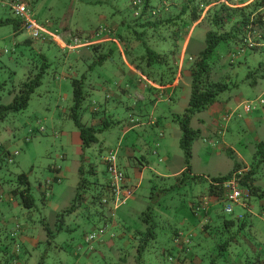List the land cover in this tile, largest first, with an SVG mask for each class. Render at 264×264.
<instances>
[{
  "label": "rangeland",
  "instance_id": "obj_1",
  "mask_svg": "<svg viewBox=\"0 0 264 264\" xmlns=\"http://www.w3.org/2000/svg\"><path fill=\"white\" fill-rule=\"evenodd\" d=\"M10 1L12 0H0V21L17 20L15 13L8 6ZM28 1L32 7V17L38 24L46 25L48 22L49 25L60 29L61 39L83 40L101 25H107V28H113L114 33L117 29H127L129 51L123 53V57L117 49L103 66L96 64L93 67L97 60L86 58V61L74 51L83 47L81 45L68 49V54L60 50H66V47L57 39L54 43L60 49L48 46L42 48V53L49 63L42 85L31 96L26 110L10 113L0 122V264H38L41 259H44V264H75L79 258L81 264H137L135 257H138V248L134 247L140 244V240L135 243L131 236L135 230L141 229V214L152 206L155 211L153 218H156L157 223V237L148 244L140 264H171L169 257L178 253L172 241L174 230L185 231V224H198L193 237L198 241H205L201 234L202 227L207 224L204 219L206 213L194 215L191 209V205L198 203L201 197L210 202V216L218 215L222 219L236 221L239 216L245 215L249 224H255L249 234L251 238L253 236L256 241L264 242V211L261 210L259 201L252 202L249 209L234 205V213L226 214V203L207 194L209 179L229 174L236 161L247 166L253 163L256 145L264 140V107L255 103L253 112L247 114L242 106L237 108L236 101L240 104L260 97L264 93V78L260 79L256 86L242 81L248 74V68L243 64L240 69L237 68L240 79L232 80L235 85L238 84L237 87L224 93L219 101L228 103L233 116L229 120H219L216 123L209 117L208 112L193 118L192 127L201 129V136L195 142L193 176L201 175L205 180L195 181L191 177L163 180L157 175L165 172V168H168L170 173H175V170L185 165L180 147L182 132L176 117L181 116L188 107L191 77L182 79L176 91L170 89L163 94L159 90H148L146 102L143 103L144 114L154 116L153 123L148 127L139 126V129L126 139L123 135V125L129 115L126 109L133 103L121 91L126 89V84L129 85L131 81L125 60L135 68L140 67L150 82L159 84L161 80L168 82L177 78L179 61L175 54L170 53V50L174 49L172 36L164 40L161 34L150 31L144 35L142 44L137 39V33L143 32L135 23L133 0ZM253 1L249 0L246 4L235 7L245 6ZM216 5L218 3L206 7L203 18L210 8ZM122 23H125V26ZM199 23L200 21L193 25L185 42L180 44L179 56L184 54L183 67L186 68L190 64L189 56L195 60L205 47V35L210 29V24L206 20L198 25ZM163 34L167 32L163 31ZM29 39L33 40L28 31L15 33L12 24L0 25L1 105L10 104L21 84L31 75H36L42 65L43 59L38 50L25 45ZM40 44L41 41L36 42L34 46ZM224 46L219 49L225 51ZM148 48L160 50L159 52L166 55L165 60L154 62L148 56ZM90 67L92 70L88 72L84 85L86 99L82 113L87 116L83 122L90 118L91 109L99 107L102 110L108 105V119L111 117L120 123L100 133L97 143L82 149L80 154L77 145L71 142L78 133L73 120L69 118V111L74 104L72 79H81L82 74L90 70ZM218 74L214 76L215 79L223 74L220 65ZM107 82L111 93H114L110 95L109 102L106 101L107 95L102 91L92 89L96 83L103 86V83ZM13 89L17 91L11 94L10 90ZM131 89L133 91L134 87ZM167 94H172V99L165 102ZM158 99L163 102L154 108L153 103ZM157 120L159 125L155 123ZM162 132L164 136L159 138ZM133 143H137L139 153L136 154L135 160L129 161L121 157V154L125 147H131ZM110 150L117 151L122 167L123 163L126 164L124 159L139 170L143 169L139 162L146 160L149 166L144 165L147 166L143 171L145 180L135 191L134 200L111 216L107 211L104 212L108 217L106 220L101 216L103 211L100 205L92 202V196L98 192L92 186L97 180L102 184L106 182L103 158ZM228 150L234 152L236 161L231 159ZM164 157H167V161H164ZM89 162L95 165V175L90 172ZM79 163L84 167V178L90 184L85 190L82 204L68 215L64 212L73 205L81 179L78 172ZM129 173L132 175L133 171ZM21 174L28 176L31 194L35 198L33 209H26L21 204L17 192L24 189L18 180ZM256 182L264 188V176ZM45 226L55 230L52 238H48ZM105 227L107 234L115 235L119 243L117 248L121 251L102 250L99 241L93 244L95 250H90L85 242L86 237L96 233V229ZM60 228L61 230H58ZM37 242L39 243L35 246ZM203 246L206 259H209L215 242H203ZM260 252L264 255V245L261 246ZM120 257L123 260L127 258V261L123 262Z\"/></svg>",
  "mask_w": 264,
  "mask_h": 264
},
{
  "label": "trees",
  "instance_id": "obj_2",
  "mask_svg": "<svg viewBox=\"0 0 264 264\" xmlns=\"http://www.w3.org/2000/svg\"><path fill=\"white\" fill-rule=\"evenodd\" d=\"M27 1L22 0L33 13L30 2ZM135 1L137 0H133L132 2L133 14L136 18L135 23L143 32L137 33V39L144 44V35H147L150 31L161 34L164 40L172 36L174 49L170 50V53L175 54V58L181 51L180 44L185 42L193 25L201 21L198 24L200 25L204 20L210 24V29L205 35L204 49L201 50L195 60L189 56V71L191 77L190 99L185 112L181 116L176 117V121L180 124L182 132L180 147L185 158V169L182 174L176 178L179 179L182 177L184 179H189V177H191V179L195 181H201V179L205 180L202 176H193L192 161L194 143L200 138L201 133L200 130L192 127V120L196 115L209 111L212 106L220 101L224 93L237 87L238 84L235 85L232 80L237 81L240 79L239 70H237V68L239 67L240 69L243 64L247 66L248 74L242 81L256 86L260 79L264 78V0H254L252 3L241 7L235 6L246 4L249 0H140V3L134 5ZM216 3H218V5L210 8L207 15L203 18L206 7ZM11 11L13 10L11 9ZM7 24L13 25L15 33L23 30V22L18 17L17 20L7 19L5 21H0V25ZM122 25L125 26V23H122ZM52 26L53 25H48V28L52 31L59 32L58 28ZM163 31L167 32V34H163ZM126 33L127 29L124 31L117 29L114 33L111 26L107 28V25H101L99 29L90 33L86 39L82 40L84 45L87 43L90 45L80 47L78 48L79 50L76 49L74 51L82 56L83 59L91 58L92 61L97 60L94 62L93 67H95L96 64H100V66L104 65L106 61L110 59L111 54L117 51L118 47L114 42H111L112 44H106L102 42V40L106 38L117 40V42L122 45L125 53L129 51ZM253 40L255 42H253ZM39 41H41L42 44L34 46V44ZM67 41L72 43V39H67ZM25 45L32 47L31 49H37L43 62L36 75H31L27 81L21 84L10 104H0V122L4 121L10 113H19L26 110L29 106L31 96L42 85L43 77L49 69L48 59L45 54L42 53V48L48 46L60 49V47L53 43L47 36L38 40L29 39L25 42ZM103 45L111 47L110 49L106 48L104 50L102 47ZM222 45H225V51L219 49ZM60 50L64 54L69 53L68 49ZM159 51L160 50L157 51L148 48V56H150L154 62L165 60L166 55ZM219 65L220 71L223 74L215 79L214 76L218 74ZM91 68L92 67L82 74L81 79H72L74 104L69 111V118L73 120L79 132L83 149L90 148L93 144H96L98 141L97 136L100 133H103L118 123L111 119V117H109L110 120L108 117H103L99 126H93L87 122H83L84 114L82 113V108L83 102L86 99L84 85L88 72L92 70ZM173 81L165 82L161 80L159 83L167 85L172 84ZM95 87L96 84L92 86V89ZM16 91V89H13L10 90V93L12 94ZM98 108L99 107H94L91 109V119H94L95 116H103L106 113L104 109L101 110L99 108V110H101L99 111ZM133 119L132 116L129 117V121ZM228 153L231 159L236 161L234 152L228 150ZM117 156L119 159L118 153ZM90 172L93 174L92 168ZM84 173V167L81 166L79 169L81 179L77 187V194L73 201V205L64 212L65 214L69 215L75 212L84 201L85 190L90 184L84 178ZM105 174L107 175L106 181H108L107 167L105 169ZM263 176L264 140L256 145L253 163L250 166L236 161L233 170L229 174L209 179L210 187L207 194L210 197H218L223 200L226 195L225 185L232 180H236L237 184L242 189L249 192V198L244 200L245 205L242 208L249 209L252 202L259 201L262 208L261 210L264 211V188L260 187L256 182ZM18 180L20 186L22 185L24 187L23 190L17 191L22 206L26 209H33L35 207V198L31 194L28 176L26 174H21ZM107 186L108 182L102 184L99 180L92 186L98 191L96 195L92 196V202L100 205L102 211L106 208V205L102 203V197L108 193ZM192 206H194V204H192ZM192 206L191 209L194 215H198L200 212L206 213L204 219H206L207 224L202 227L203 232L201 234L204 236L202 238H205V241L202 239L198 241L196 239L193 240V238H188L187 242H185V239L181 242L180 247L182 250L180 254H182L184 264H206V262H209V264H264V255L260 252L264 242L256 241L253 236L251 238L249 234L252 233L251 230L255 224H249L245 215L239 216L236 221L227 220L225 218L222 219L218 215H216L217 217L215 216V218L212 214L211 216L208 215L206 210H196ZM122 207L123 206H121V208ZM153 208V206L149 207L146 212L141 214L140 220L147 228L144 232L138 230L137 235L134 236L135 239H133L135 243L140 240V244L134 247L138 248V257H135L137 264H140L143 254L146 252V249H148V244L157 237V223L155 222L156 218L154 217L155 220L153 218L155 214ZM101 216L106 220L108 219L105 213L103 215L101 214ZM209 221L212 222L209 223ZM194 225L195 227L198 226V224ZM105 226L108 227L107 222H105ZM102 229L104 228L96 229L95 232L99 234V231ZM58 230H61V228ZM45 231L48 238H52V234H54L55 230L45 226ZM179 231L181 230L176 229L172 232L173 243ZM109 236H112L111 240L116 241L114 234H109ZM208 241L212 243L215 242V248L209 259H206L203 242L207 244ZM115 249L121 251L117 246ZM163 253L165 254L166 252L164 251ZM171 256L172 257H169V259L174 258V255L171 254ZM126 259L127 258L124 260L122 259V261L125 262L127 261ZM43 261L44 259H41L38 264H44Z\"/></svg>",
  "mask_w": 264,
  "mask_h": 264
},
{
  "label": "crops",
  "instance_id": "obj_3",
  "mask_svg": "<svg viewBox=\"0 0 264 264\" xmlns=\"http://www.w3.org/2000/svg\"><path fill=\"white\" fill-rule=\"evenodd\" d=\"M202 20V19H201ZM201 22V21H200ZM102 42L106 43V44H112L113 42L116 43L120 53L122 54V56L124 57L123 53V47H121V45L117 42V40H113L110 38H106L104 39ZM112 42V43H111ZM104 48V50L107 46H102ZM102 48V49H103ZM204 49V48H203ZM202 49V50H203ZM178 56V57H177ZM176 56V59L178 58L179 61V70H178V76L177 78L173 81L172 84H167V85H162L161 83L157 84L155 82H150L148 77H145L144 72H142L140 70V68H135L132 63L129 64V62H127L125 60V64L128 66L129 68V77L131 79L130 84L127 85L126 84V89H122L121 93L125 94V96L127 97V99L129 101H131L133 104L127 107V112H128V116L126 118V124L123 125V135H124V139H126V137L128 135H130L131 133L135 132L136 130L139 129V126L141 127H148L150 126L152 122L153 117L144 114V109L145 107L143 106V103L146 102V94L148 92V90L153 89V90H159L162 91L163 94H165L167 91H169L170 89H173V91H176L178 89V87L180 86L181 80L182 79H186L188 77H190V64L188 65V68L183 67V55H181V57L179 55ZM103 66V65H101ZM108 82L107 83H103V86L101 84L96 83V87L95 90H99L102 91L103 94L107 95L106 101L109 102L110 99V95H114V93H111L110 89L108 88ZM132 84V85H131ZM132 86L134 87V90L132 91ZM118 98H120L118 96ZM172 99V94H167V101L168 102ZM118 102H122L121 100H118ZM163 102V100L158 99L157 101H155L153 103V107L156 108L158 106L159 103ZM237 102V108H240V104L238 101ZM228 103H226V101H222V102H218L216 103L214 106L211 107V109L208 112L209 117H212V120L214 123H216V121L222 120V116L223 114L226 112V110H229L228 108ZM186 108V107H185ZM103 109L105 110V114L103 116H95V118L91 119V116H89L90 118H87V123L93 125V126H99L102 122L103 117H108L110 116L108 113V105H105V107H103ZM140 109V110H139ZM99 110V108H98ZM101 111V110H99ZM135 112L140 113V114H135ZM93 114V113H92ZM87 115H84L83 119L86 117ZM132 116L134 118L135 121H137L136 123H131V121H129V117ZM247 122V121H246ZM245 122V123H246ZM120 123V121H118V124ZM156 125H159V120L155 121ZM198 130L201 129L198 128ZM163 134V133H162ZM75 138L73 137V141L71 140V142H73L75 145H77L78 147V151L80 154H82V141L80 139V135L79 132L77 134H75ZM164 136V134H163ZM163 136L160 135L159 138H162ZM157 150V149H156ZM139 153L138 149H137V143H133L131 147H125L124 150L122 151L121 157H125L127 159H136V154ZM159 154V153H158ZM195 155V143H194V149H193V158ZM167 157H164L163 159H165ZM124 159L126 161V164H124V167H122L123 165H120L121 168L124 170L127 179H128V184L133 187L135 190H137L143 183L144 179V170L146 169L147 166H149L148 161L144 160L143 162H139L140 165L143 166V169L139 170L138 168H135L134 166H132V164L127 160ZM120 160V158H119ZM164 161H167V159H165ZM194 161V159H193ZM121 164V163H120ZM147 165L146 167L144 165ZM90 167L93 170V174H96V168L95 165H93L91 162H89ZM82 165L78 166V172L79 169ZM185 169V165L181 168V169H177L174 172L175 173H170L168 168H165V172H162L161 174L157 175L160 176V178L167 180L170 178H176L178 176H180L182 174V172ZM172 170V169H171ZM193 170H194V163H193ZM129 171H133V174L131 175L129 173ZM201 176V175H200ZM107 182V181H106ZM137 182V183H136ZM134 200V199H132ZM130 200V201H132ZM135 204L133 205V207H135ZM107 210H105L106 212ZM120 211V210H119ZM208 215H210V212L208 213ZM210 217V216H209ZM147 228V226L145 224H142L141 229H139V231L144 232V230ZM185 230L192 235L193 240H195L194 234L195 231L197 230V227H195L194 224H185ZM137 235V231L135 230L132 237V240L135 239L134 236ZM110 240V241H109ZM39 242H37L36 244H34L35 246L38 245ZM104 244L103 249H111L114 250L116 246H118L119 243H117L116 241L111 240L110 236L107 235L105 236V238L103 239ZM129 244V243H128ZM34 246V247H35ZM78 258V257H77ZM120 260H122V258H119ZM75 264H81V258H79Z\"/></svg>",
  "mask_w": 264,
  "mask_h": 264
},
{
  "label": "built area",
  "instance_id": "obj_4",
  "mask_svg": "<svg viewBox=\"0 0 264 264\" xmlns=\"http://www.w3.org/2000/svg\"><path fill=\"white\" fill-rule=\"evenodd\" d=\"M140 3V0L134 2V5ZM8 6L14 11L15 15L22 20V27L26 31L30 32L32 38L35 40L49 37L51 41L57 39L61 43L65 44L66 49H73L79 47L81 41L78 38H72V44H68L66 41L61 39V35L58 31H52L48 28V23L46 25H40L32 17V12L30 8L22 2V0H12L8 3ZM63 40V41H62ZM257 103L260 106H264V95L258 97L254 101H245L243 103V108L246 113H251L254 110V104ZM105 165L107 167L108 173V186L107 194L102 197V203L106 206H112L115 210L124 206L129 200L134 196V188L129 186L127 177L124 171L119 166L117 151H110L109 154L104 158ZM225 200L227 202L226 213H233L234 205H244L245 201L249 198V192L242 189L236 182L232 180L225 185ZM105 233V229L99 231V234H90L86 238V243L92 245L100 236ZM182 234L175 239L177 245L183 242Z\"/></svg>",
  "mask_w": 264,
  "mask_h": 264
},
{
  "label": "clouds",
  "instance_id": "obj_5",
  "mask_svg": "<svg viewBox=\"0 0 264 264\" xmlns=\"http://www.w3.org/2000/svg\"><path fill=\"white\" fill-rule=\"evenodd\" d=\"M48 23V22H47ZM22 29H23V27H22ZM24 31H26L25 29H23ZM59 34H60V29H59ZM35 40V39H34ZM64 40V39H63ZM80 41H81V43H79L78 45L80 46H88V45H90L89 43H87L86 45H84L83 44V41L81 40V39H79ZM64 41H66L68 44H70L67 40H64ZM53 43H54V41H52ZM56 44V43H55ZM72 44V43H71ZM262 95H264V94H262ZM261 95V96H262ZM246 101H254V100H246ZM245 101H243L241 104H240V106H242V108H243V103H244ZM243 110H244V108H243ZM245 112V111H244ZM253 112V111H252ZM251 112V113H252ZM246 113V112H245ZM247 114H250V113H247ZM233 116V111H231V110H226V112L223 114V116H222V121L223 120H229L231 117ZM137 121H135L134 119L131 121V123H136ZM161 136H163V134H161ZM110 151H112V150H110ZM109 151V152H110ZM17 154V153H16ZM105 158V157H104ZM104 158H103V162H104ZM104 164H105V162H104ZM106 166V165H105ZM125 173V172H124ZM126 175V174H125ZM127 177V176H126ZM128 180V179H127ZM108 182V181H107ZM130 186V185H129ZM133 188V187H132ZM135 189H134V195H135ZM133 198H134V196H133ZM132 198V199H133ZM131 199V200H132ZM130 201V200H129ZM128 201V202H129ZM127 202V203H128ZM226 203V206H225V208H224V211L226 210V207H227V202H226V200L225 199H223V203ZM126 203V204H127ZM125 204V205H126ZM245 205V204H244ZM244 205H241L242 207L244 206ZM192 206V205H191ZM209 206H210V202L207 200V198H205V197H201V200L198 202V203H196V204H194V206H192L193 208H195L196 210H201V209H204V210H206L207 211V213H209ZM121 208V207H120ZM120 208H118L117 210H115L112 206H106V208L105 209H103V213L102 214H104V212H105V210H107V212L110 214V216L114 213V212H117ZM233 208H234V206H233ZM234 211V210H233ZM225 213H226V211H225ZM227 214V213H226ZM232 214V213H231ZM109 216V217H110ZM107 217V216H106ZM108 218V217H107ZM110 218H112V217H110ZM105 229V233L102 235V236H100L96 241H99L100 243H101V248H103V246H104V244L102 243L103 242V239L105 238V236H107V235H109V234H107V231L108 230H106V228H104ZM179 234H182V238H183V240L185 239V242H187V240H188V238L189 239H191L192 238V235L191 234H189L186 230L184 231V230H181V231H179ZM179 234H178V236H179ZM89 236V235H88ZM87 236V237H88ZM177 236V237H178ZM86 237V238H87ZM110 238L112 239V236H110ZM110 241V240H109ZM85 242H86V239H85ZM87 244V243H86ZM94 244V243H93ZM93 244L92 245H89V247H90V250L91 251H94L95 249H94V247H93ZM174 245H176V247H177V249H178V253H177V255H175V256H173L174 258H170L169 259V262L171 263V264H184L183 263V260H182V254H180L181 253V250H182V248L180 247V244L179 245H177L176 243H175V241H174ZM180 250V251H179Z\"/></svg>",
  "mask_w": 264,
  "mask_h": 264
}]
</instances>
